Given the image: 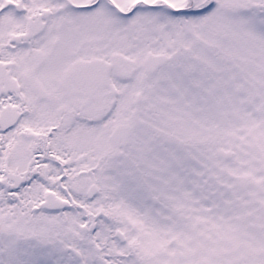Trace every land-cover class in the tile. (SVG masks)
Returning <instances> with one entry per match:
<instances>
[{
  "label": "snow or ice",
  "instance_id": "1",
  "mask_svg": "<svg viewBox=\"0 0 264 264\" xmlns=\"http://www.w3.org/2000/svg\"><path fill=\"white\" fill-rule=\"evenodd\" d=\"M0 264H264V0H0Z\"/></svg>",
  "mask_w": 264,
  "mask_h": 264
}]
</instances>
